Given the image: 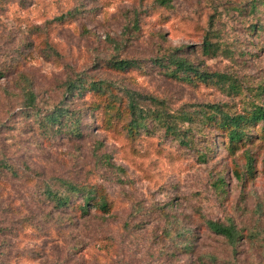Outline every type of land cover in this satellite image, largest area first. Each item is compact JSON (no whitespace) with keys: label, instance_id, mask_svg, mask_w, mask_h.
I'll list each match as a JSON object with an SVG mask.
<instances>
[{"label":"rangeland","instance_id":"obj_1","mask_svg":"<svg viewBox=\"0 0 264 264\" xmlns=\"http://www.w3.org/2000/svg\"><path fill=\"white\" fill-rule=\"evenodd\" d=\"M249 1L170 0L166 9L155 0H11L0 8V64L10 70L0 76V118L15 116L25 78L41 107L65 103L81 113L82 125L79 139L46 140L30 119L18 117L20 134L0 139L16 172L0 173V264H264V134L255 127L248 143L231 150L196 120L209 104L235 112L264 105L255 91L264 87V13L245 11ZM67 13L72 17L54 21ZM210 31L226 54L203 55ZM45 44L55 55L40 53ZM182 48L179 55L199 71L226 75L245 97L173 82L151 63ZM114 59L142 69L115 72ZM77 76L106 81L113 95L128 90L154 98L155 106H142L172 120L190 116L192 134L202 131L206 139L196 136L187 148L154 123L130 137L122 121H104L102 110L92 119L80 101L65 98L63 83ZM83 98L98 102L92 93ZM206 146L207 161L200 162ZM65 182L102 187L110 215L92 210L89 219L69 220L55 213L44 190L63 192ZM210 221L233 225L236 243L211 233ZM185 242L189 252L174 246Z\"/></svg>","mask_w":264,"mask_h":264},{"label":"trees","instance_id":"obj_2","mask_svg":"<svg viewBox=\"0 0 264 264\" xmlns=\"http://www.w3.org/2000/svg\"><path fill=\"white\" fill-rule=\"evenodd\" d=\"M7 1L11 0H0V8ZM248 3L245 11H248L249 14L264 13V0H251ZM154 5L157 8L167 9L170 8L171 2L170 0H155ZM71 17L72 14L69 15L67 13L55 18L54 21L62 23L66 18ZM133 26L137 27L138 22H135ZM255 28L256 24L250 26L251 31H254ZM258 30H262V28H258L257 32ZM211 33L212 31L207 32L204 36L202 44L203 55L212 58L218 54H226L227 52L222 50L217 42H212V37L214 36ZM183 50L184 48L165 52L161 57L153 59L151 63L161 71L164 77L171 79L173 82L187 85L201 83L210 85L216 90L218 88L220 91L227 93V95L238 96L240 98L245 97L242 88L237 86L226 75L199 71L192 62L179 55L183 53ZM52 51L55 55L56 52L51 45L45 44L40 53L45 54L46 57L48 52L51 53ZM16 62L18 63V61ZM17 63L13 65L14 68L17 67ZM110 67L118 73L142 69L140 63L128 59H114L110 62ZM7 72H10L9 68H5L0 64V76L5 77ZM63 88L66 100L80 101L84 105V108H82L83 112L88 113L90 118L93 119L96 112L102 110L101 118L104 121H122L126 133L130 137L149 131V123H154L164 131L165 136L166 134L170 135L180 145L187 148L193 147L196 142V136L199 138L202 135V139H206V135L202 134V131L197 130L192 134L194 119L190 116H185L180 120H172L168 119L167 113L161 109L157 110L156 108L152 111L146 110L142 106L144 100H149V103L155 106L156 101L154 98L144 97L141 94L128 90H123L121 96H117V94L113 95L110 85L106 81H89V79L81 78L80 76H77L74 80L67 78L63 83ZM255 91L256 95H264L263 86L257 87ZM19 93L20 102L18 103L15 116L12 117L9 114L5 119L0 118V139L2 137L8 139L12 137L11 134L18 129L15 124L20 122L19 119L16 122L18 117L30 119L32 121L31 125L35 126L34 129L39 131L46 140H51L54 137L79 139L82 136L81 113L70 112L65 103L51 107H41L37 95L32 90L31 82L25 78H23V85L19 87ZM91 93L98 99L96 104H86L84 101V95ZM16 99H18L17 95ZM198 114L199 117L196 120L202 126H208L213 129L231 150L235 149L240 143L242 146L248 143V140L253 136L252 132L255 127L259 128L258 135L259 131L264 134V105L261 104L253 102L249 108L242 112L231 111L227 105L209 104L200 110ZM178 122L186 124V128L181 129L178 127ZM20 132L21 129L19 128L17 133L20 134ZM193 136L194 138H192ZM208 152L209 149L206 146L203 152L200 151L198 153L197 159L200 162H206ZM7 161L5 152H3L0 145V173L5 168L7 172L15 176V170ZM246 172L250 174L251 170L249 169ZM63 186V189H65L63 192L48 186L44 190V201L52 205L55 213L67 215L69 220L89 219L92 210L95 213L101 214V218L110 215V203L102 187L82 186L70 182H65ZM224 187V182L219 179L218 183H216V189L222 192ZM206 227L211 233L220 235L233 245L239 238V234L233 225L223 226L210 221L206 222ZM174 246L175 248L181 247L185 252L190 251V245L187 242L181 246L174 243Z\"/></svg>","mask_w":264,"mask_h":264}]
</instances>
